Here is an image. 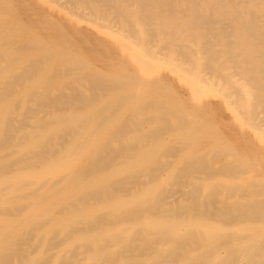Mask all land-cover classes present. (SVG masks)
<instances>
[{
    "label": "bare ground",
    "instance_id": "bare-ground-1",
    "mask_svg": "<svg viewBox=\"0 0 264 264\" xmlns=\"http://www.w3.org/2000/svg\"><path fill=\"white\" fill-rule=\"evenodd\" d=\"M0 264H264V0H0Z\"/></svg>",
    "mask_w": 264,
    "mask_h": 264
},
{
    "label": "rangeland",
    "instance_id": "rangeland-1",
    "mask_svg": "<svg viewBox=\"0 0 264 264\" xmlns=\"http://www.w3.org/2000/svg\"><path fill=\"white\" fill-rule=\"evenodd\" d=\"M214 102H215V101H214ZM227 118H228V120L230 119V117H229L228 115L226 116V118H225V119H227Z\"/></svg>",
    "mask_w": 264,
    "mask_h": 264
}]
</instances>
